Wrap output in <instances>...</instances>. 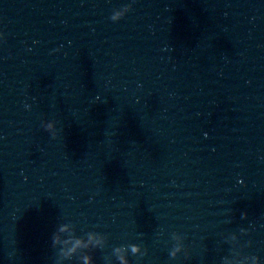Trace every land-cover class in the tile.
I'll return each mask as SVG.
<instances>
[{"label":"water","instance_id":"95a60500","mask_svg":"<svg viewBox=\"0 0 264 264\" xmlns=\"http://www.w3.org/2000/svg\"><path fill=\"white\" fill-rule=\"evenodd\" d=\"M60 224L105 243L61 258ZM129 243L264 264V0H0V264Z\"/></svg>","mask_w":264,"mask_h":264},{"label":"clouds","instance_id":"9594fccd","mask_svg":"<svg viewBox=\"0 0 264 264\" xmlns=\"http://www.w3.org/2000/svg\"><path fill=\"white\" fill-rule=\"evenodd\" d=\"M132 7V3H125L121 4L119 7H114L111 11L109 19L113 22L120 20L122 17L125 16L127 12ZM35 43V41H33ZM23 107L27 110L30 108V105L25 103ZM42 128L44 131L48 132L49 134L54 135V124L53 122H42ZM206 135V134H205ZM237 183H243L241 179H237ZM245 214L241 213L243 218ZM68 225L67 224H60L56 228V230L51 235V243L52 246L55 248L59 245L57 249L58 254L61 258L67 259L70 258L71 255L77 249H89V248H96L102 247L105 243V236L99 232H88L87 239H83L80 237H70L69 239H62L61 234L68 232ZM241 234H245L247 232L246 228L241 227L239 229ZM171 239L173 241L171 247L168 249V255L172 259H176L178 255H183L186 259L188 257V250L185 248L183 238L178 235L176 232L171 234ZM230 240L233 242L238 241V237L236 234H232L230 236ZM71 241V247H66ZM250 243V242H248ZM239 246H237L238 249ZM112 253L115 256V260L118 264H130L128 259L129 254L133 256L143 257L147 254V249L142 248L140 244L136 243H129V244H121L119 246L113 247ZM80 259L82 260L83 264H94L92 257L85 252L81 255ZM224 264H261V260L256 255H242L239 250H236L233 253V257L231 259L225 258Z\"/></svg>","mask_w":264,"mask_h":264}]
</instances>
